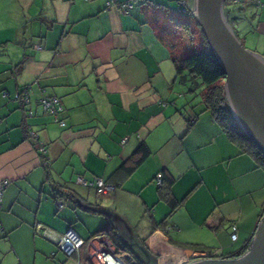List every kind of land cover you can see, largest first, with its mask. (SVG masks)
<instances>
[{
    "label": "crops",
    "instance_id": "crops-1",
    "mask_svg": "<svg viewBox=\"0 0 264 264\" xmlns=\"http://www.w3.org/2000/svg\"><path fill=\"white\" fill-rule=\"evenodd\" d=\"M128 1L130 11L109 0H0V264H92L107 247L140 264L126 224L156 264H182L240 251L256 230L264 167L207 109L199 80L178 74L159 30L183 37L172 16L183 0H117ZM236 8L230 23L264 57V0ZM51 96L65 126L40 103ZM142 143L149 155L137 164ZM80 178L116 188L98 193ZM70 229L83 243L67 256L59 243Z\"/></svg>",
    "mask_w": 264,
    "mask_h": 264
},
{
    "label": "water",
    "instance_id": "water-1",
    "mask_svg": "<svg viewBox=\"0 0 264 264\" xmlns=\"http://www.w3.org/2000/svg\"><path fill=\"white\" fill-rule=\"evenodd\" d=\"M228 1L194 0L193 14L225 71V95L232 117L264 154V57L244 46L229 21ZM182 264H264V215L242 255L202 257Z\"/></svg>",
    "mask_w": 264,
    "mask_h": 264
},
{
    "label": "trees",
    "instance_id": "trees-1",
    "mask_svg": "<svg viewBox=\"0 0 264 264\" xmlns=\"http://www.w3.org/2000/svg\"><path fill=\"white\" fill-rule=\"evenodd\" d=\"M228 2H231V0ZM189 10L191 13L185 16L178 13V11L176 14L172 15L174 16V21L177 26L183 29L182 31L186 34H183L182 37L185 40L183 41L184 45L181 46V40L178 42L179 45H177L175 40L168 41L166 37L164 38V40L166 39L170 44L172 59L176 65L178 74L187 80L189 79L187 78L188 75H191L194 79L199 80V83L197 84L203 87L201 93L203 102L207 109L210 110L212 115H214V117L221 122L228 135L233 140L240 142L243 148L251 152L257 159L258 163L264 167V154L258 149L256 143L240 128L235 119L232 117L225 95V71L213 54L209 42L203 34L200 25L196 22L192 6L189 7ZM195 28H198L201 34V39L198 42L195 37ZM194 121L195 119H192L190 120V123ZM137 152H140L141 154L140 157L136 158L137 164L142 162L149 155V149L145 143H142L139 146ZM159 188L160 197L169 202L171 212H174L179 207L180 203L171 196V193L165 187V183ZM58 192H61V190ZM70 194L72 193L70 192ZM263 215L264 208L261 213V218ZM254 233L240 251L235 253L220 254L219 256H216V258H236L242 255L249 248ZM140 264L144 263L140 262Z\"/></svg>",
    "mask_w": 264,
    "mask_h": 264
},
{
    "label": "built area",
    "instance_id": "built-area-1",
    "mask_svg": "<svg viewBox=\"0 0 264 264\" xmlns=\"http://www.w3.org/2000/svg\"><path fill=\"white\" fill-rule=\"evenodd\" d=\"M247 2L248 0H231V3L235 5H239V6H246ZM117 5H119L126 11H130V9L133 8V2L131 1L124 2L121 4H118L117 0H109L108 2L109 7L117 6ZM189 7L190 5L188 1L184 0L182 2V7L179 9V13L184 16L187 14H190L191 12L189 10ZM17 98L20 101H22L24 104H27L30 102V96H29L28 90H24L23 92H20L17 95ZM40 103L43 105V107L47 111H49L52 115H54V119L57 123H59L61 126L66 125L65 121L60 116V113L64 110V107L59 97L57 96L43 97L40 100ZM126 140L127 139L125 138L123 139L122 142L125 143ZM39 150H40V153L45 157V161H44L45 165L49 166L50 162L46 155L47 148L44 145V143H40ZM163 179H164L163 173H158L156 176V184L159 187L163 186L164 184ZM79 181L85 185L94 186L97 189L98 193H107L116 188L115 185L109 184L101 178H98L95 181H87V180H84L83 178H80ZM8 184H9L8 180L0 181V207H1L2 199H3L4 191L7 188ZM231 237L233 240H237L238 238V226L236 223L232 225ZM82 243L83 242L81 238L79 237V235L73 229H70L69 231H67V233L64 235V237L60 241L59 248L70 256L81 247ZM77 264H86V263L78 262ZM92 264H130V263H127V261L122 256H120L116 250L112 249L111 247H107L105 249L104 248L102 249V251L96 257L95 260H92Z\"/></svg>",
    "mask_w": 264,
    "mask_h": 264
},
{
    "label": "rangeland",
    "instance_id": "rangeland-1",
    "mask_svg": "<svg viewBox=\"0 0 264 264\" xmlns=\"http://www.w3.org/2000/svg\"><path fill=\"white\" fill-rule=\"evenodd\" d=\"M226 4H227L226 7L228 10H232V11L237 10L238 11V9L236 7H239V5H235L231 2H227ZM167 28H168V30L164 27L159 26V30H160L161 34L164 35V37L168 38V41L175 40V43L177 45H179L178 42L181 40V46L184 45L183 41H185V40L182 38L181 34L176 32V30L173 31L170 26H168ZM200 36H201V34L199 32V29L195 28V37H196L197 42L201 39ZM115 216H116V214H115ZM117 216H118V214H117ZM126 227L128 230V235L125 236V238H127L128 240L131 241L128 244L129 248L134 249L133 251L138 256H140V258L144 264H156V261H155L156 256H152L151 254L148 253L147 245L144 244L143 246H140V243L138 242V238L136 239L132 234V230H131L132 227L130 225L128 226L126 224Z\"/></svg>",
    "mask_w": 264,
    "mask_h": 264
}]
</instances>
